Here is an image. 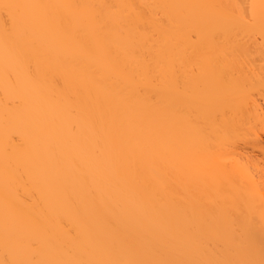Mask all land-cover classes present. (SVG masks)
I'll return each instance as SVG.
<instances>
[{
  "label": "bare ground",
  "instance_id": "6f19581e",
  "mask_svg": "<svg viewBox=\"0 0 264 264\" xmlns=\"http://www.w3.org/2000/svg\"><path fill=\"white\" fill-rule=\"evenodd\" d=\"M257 57L264 0H0V264H264Z\"/></svg>",
  "mask_w": 264,
  "mask_h": 264
},
{
  "label": "rangeland",
  "instance_id": "374dc122",
  "mask_svg": "<svg viewBox=\"0 0 264 264\" xmlns=\"http://www.w3.org/2000/svg\"><path fill=\"white\" fill-rule=\"evenodd\" d=\"M243 53V52H242ZM250 53L252 54L253 52H251L250 51ZM241 54V53H240ZM256 57V56H255ZM254 57V58H255ZM245 58V60H247V58H251V57H244ZM252 58H253V56H252ZM259 57H257V59H252L253 61L252 62H254L255 63V65L257 64V66L258 65H263V62H264V60H261L260 58L258 59ZM231 59H234V58H231ZM235 60V59H234ZM236 60L239 62V63H243V64H245V65H247L248 64V62H246L244 59H243V56L241 57V56H239V54H238V57L236 58ZM235 60V61H236ZM232 61V60H231ZM248 61V60H247ZM250 63H252L251 61H249ZM249 63V64H250ZM250 65H252L253 67H255L256 69H257V66H255V65H253V64H250ZM260 100V99H259ZM257 147V146H256ZM258 148H260L261 149V154L264 156V143L262 144V145H260ZM261 178H264V176H261ZM229 185H228V182H226V184H225V191L226 192H229ZM260 246H263V248H264V243H260L259 244Z\"/></svg>",
  "mask_w": 264,
  "mask_h": 264
}]
</instances>
